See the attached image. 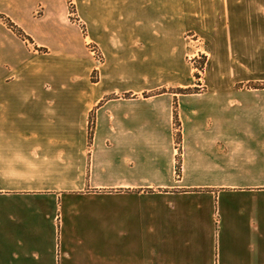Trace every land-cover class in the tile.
<instances>
[{
    "label": "crops",
    "instance_id": "crops-1",
    "mask_svg": "<svg viewBox=\"0 0 264 264\" xmlns=\"http://www.w3.org/2000/svg\"><path fill=\"white\" fill-rule=\"evenodd\" d=\"M80 4L138 31L102 84L65 0H0V264H264V0ZM182 12L207 54L192 95Z\"/></svg>",
    "mask_w": 264,
    "mask_h": 264
},
{
    "label": "rangeland",
    "instance_id": "rangeland-1",
    "mask_svg": "<svg viewBox=\"0 0 264 264\" xmlns=\"http://www.w3.org/2000/svg\"><path fill=\"white\" fill-rule=\"evenodd\" d=\"M65 2L69 9L70 20L77 27L80 35L83 38L85 47L88 51L90 69H93L90 72V81L94 84H102L106 76L105 71L108 69V67L111 66V64H113L112 58L114 56V52L111 50L113 40L126 39L128 37L127 34L129 32L130 34L135 35V33H137L138 31L136 32L129 30L92 29L86 22H83L81 20L80 0H65ZM180 5L181 6L186 5L191 7L192 0H180ZM40 14H42V9H39L38 11V15ZM126 17L128 21L129 17L128 16ZM1 18L2 21L6 24L7 18L6 17H1ZM169 20L171 23H173V25L170 26V36H176V37L180 36L182 38L184 58L181 59L180 66H181V70L183 71V77L185 78L186 81H191L196 85L195 87L180 88V94L192 95L203 89V82L201 79L203 78L204 68L207 60L206 48L203 40L198 35H195L191 30L190 31L181 30L182 32L180 31V27H182L181 29H184L185 26L191 24L192 21L191 13L182 12L180 13L179 16L177 14H170ZM140 34L141 36H144L145 31L142 32L140 31ZM139 39H143V38H139ZM23 40L26 41L28 44L33 43L32 39H31L32 42L26 39ZM36 49L40 52L48 51L47 49H43V48L41 49L36 48ZM144 66L145 63H142V67L141 66L140 67L145 68ZM144 84L145 81L140 85H144ZM188 90L191 91L188 92ZM180 132L178 133V135L180 134Z\"/></svg>",
    "mask_w": 264,
    "mask_h": 264
},
{
    "label": "trees",
    "instance_id": "trees-1",
    "mask_svg": "<svg viewBox=\"0 0 264 264\" xmlns=\"http://www.w3.org/2000/svg\"><path fill=\"white\" fill-rule=\"evenodd\" d=\"M6 24L8 26V28H10L13 32H15L19 37L23 38V39H26L28 41H31V38L28 37L21 28H19L16 24H14L10 19H7L6 20ZM259 88V86H257ZM191 90H188V92H190ZM185 92V91H184ZM179 93H180V90H179ZM176 121L178 122V114H177V111H176ZM178 138H179V142H180V145H181V142H182V135H181V132L180 134L178 135ZM181 171H182V168H181V163L178 164V168H177V173H178V176H181Z\"/></svg>",
    "mask_w": 264,
    "mask_h": 264
}]
</instances>
